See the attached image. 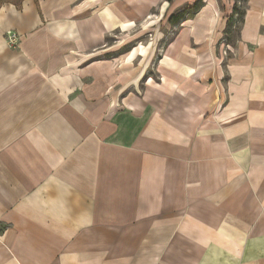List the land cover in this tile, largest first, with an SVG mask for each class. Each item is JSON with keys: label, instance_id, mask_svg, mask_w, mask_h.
Returning <instances> with one entry per match:
<instances>
[{"label": "crops", "instance_id": "crops-1", "mask_svg": "<svg viewBox=\"0 0 264 264\" xmlns=\"http://www.w3.org/2000/svg\"><path fill=\"white\" fill-rule=\"evenodd\" d=\"M171 1L203 4L117 108L86 53L164 0H0V264H264V0L226 62L236 1Z\"/></svg>", "mask_w": 264, "mask_h": 264}, {"label": "rangeland", "instance_id": "rangeland-1", "mask_svg": "<svg viewBox=\"0 0 264 264\" xmlns=\"http://www.w3.org/2000/svg\"><path fill=\"white\" fill-rule=\"evenodd\" d=\"M87 2H101L102 6H108L114 0H86ZM117 6L124 0H115ZM171 0H164L162 5L156 8L148 18L141 20H127L120 25L114 26L106 31L105 40L99 46L90 50V57L86 53V64L95 61H113L119 68L129 70L126 73L127 80L120 82L117 86H108L106 89V97H110L116 92L118 99L116 100L117 108L120 106L121 98L128 92L141 96L143 93V85L148 78L157 81L159 78L156 74L157 65L164 54L168 44L176 36L180 30V26L169 22L170 17L180 11L172 12ZM185 6L181 9H185ZM169 8V10H168ZM244 8V6H241ZM192 14H188L191 16ZM238 40V34L233 35L234 43ZM235 44L229 53L231 58L234 54ZM225 49V48H224ZM218 44V53L222 62H226L223 56V50ZM90 58V59H89ZM116 60V61H115ZM132 76L128 78L129 72Z\"/></svg>", "mask_w": 264, "mask_h": 264}, {"label": "trees", "instance_id": "trees-1", "mask_svg": "<svg viewBox=\"0 0 264 264\" xmlns=\"http://www.w3.org/2000/svg\"><path fill=\"white\" fill-rule=\"evenodd\" d=\"M6 1L10 2L12 4H15V5H19V3H21L23 0H6ZM235 1H236V3L234 6L233 14H232L231 19L229 20V22L227 24V28H226L225 33H224V36L227 38V40L231 46H233L234 44L236 45V43H234V41H233V35L239 34L240 28H241L243 21H244V15H245L246 8H247V0H240V1L235 0ZM239 2H242L244 4V8H241L239 6ZM202 4H203L202 1H198L195 4L186 7L182 11H180L176 14H173L170 17L169 22L177 25V23L179 21L183 20L186 16H188V14H195L200 9ZM236 14L239 15L240 22L235 26V15ZM237 41H235V42H237Z\"/></svg>", "mask_w": 264, "mask_h": 264}, {"label": "built area", "instance_id": "built-area-1", "mask_svg": "<svg viewBox=\"0 0 264 264\" xmlns=\"http://www.w3.org/2000/svg\"><path fill=\"white\" fill-rule=\"evenodd\" d=\"M240 1V0H237ZM239 6H244L242 2H239ZM240 22L239 15H235V26ZM6 40L12 45L16 46L19 40V35L15 31H9L6 33ZM220 48L224 49L223 50V56L226 58L225 61H227L229 57V53L232 51V46L229 44L227 38L225 36L222 37V39L219 42Z\"/></svg>", "mask_w": 264, "mask_h": 264}]
</instances>
